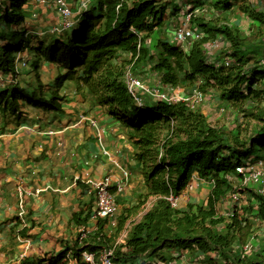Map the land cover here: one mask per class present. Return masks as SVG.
<instances>
[{
	"label": "trees",
	"instance_id": "16d2710c",
	"mask_svg": "<svg viewBox=\"0 0 264 264\" xmlns=\"http://www.w3.org/2000/svg\"><path fill=\"white\" fill-rule=\"evenodd\" d=\"M164 1L94 0L69 33L50 44H30L31 38L20 30L27 0H0V73L13 75L15 57L25 51L32 54L35 68L40 63L60 67L65 72L58 76L56 88L73 83L85 89L95 104L125 128L134 147L147 194L140 195L133 208L119 213L115 232L109 236L104 232V222H98L97 231L84 246L76 244L74 256L79 258L83 250L111 246L125 224L154 198L117 246L113 264L166 263L174 251L215 253L225 264H264L263 243L244 256L234 251L235 245L246 244L252 235L250 216L264 222V199L251 193L249 205L241 214L235 212L229 218L218 214L220 202L232 187L228 177L243 160L251 158L259 136L264 149V125L254 129L249 143L240 142L237 126L231 132L230 144L223 129L212 126L203 113L191 112L184 104L156 102L138 107L124 81L128 68L137 75L146 65L150 68L147 72L155 73L161 85L183 89L196 86L218 105L246 118L264 101V0H208L215 14L238 12L248 17L247 37L242 36L237 24L217 17L209 21L196 17L191 20V28H198L203 38L189 49L159 39L152 49L148 41L166 26ZM215 40L225 42L221 50L224 57L214 55L209 59L204 46ZM225 57L231 59L228 67L224 66ZM22 100L27 105L42 101L11 88L0 92V113L17 116ZM60 102L62 98L54 91L43 103L60 111ZM255 115L263 121L261 110ZM193 174L205 182L212 181L204 206L187 203L184 208H171L166 198L180 196ZM80 225L83 221H78Z\"/></svg>",
	"mask_w": 264,
	"mask_h": 264
},
{
	"label": "crops",
	"instance_id": "0c3cea01",
	"mask_svg": "<svg viewBox=\"0 0 264 264\" xmlns=\"http://www.w3.org/2000/svg\"><path fill=\"white\" fill-rule=\"evenodd\" d=\"M67 1L77 24L81 18L78 0ZM194 1L195 9L208 3V0ZM166 11H172L169 1ZM23 13L20 29L33 36L30 41L45 38V43L50 44L62 35L50 33L60 24V18L49 0L44 4L40 0H27ZM165 17L167 27L171 19H167V14ZM232 24L237 21L233 19ZM37 32L45 33L44 38ZM25 52L26 61L21 59L24 52L15 57L13 75L0 73V92L18 88L24 96L42 101L27 105L22 100L17 116L0 113V264H82L73 254L78 221L89 228L97 226L96 221L89 219L95 202L85 181L109 176L112 192L117 183H122L123 192L117 196L119 212L124 211L133 208L140 195L147 194L141 166L134 158V147L125 128L105 108L95 104L85 89L63 83L57 89L62 98L61 110L49 109V104L43 102L53 92V81L65 71L42 63L35 68L32 54ZM144 100L147 105L155 103L148 97ZM207 110H211L210 104ZM82 116L96 121L100 127L102 146L89 122H79ZM205 116L209 120V114ZM122 171L129 174L124 181ZM193 185L191 192L180 195L179 208L187 203H205L212 185L203 180H196ZM17 186L31 192L41 190L38 195L25 198L23 223L17 218ZM149 201L153 203L154 198ZM68 251H72L71 256L65 258ZM208 261L203 260L202 264H209ZM214 264L225 263L214 261Z\"/></svg>",
	"mask_w": 264,
	"mask_h": 264
},
{
	"label": "built area",
	"instance_id": "2783aa9c",
	"mask_svg": "<svg viewBox=\"0 0 264 264\" xmlns=\"http://www.w3.org/2000/svg\"><path fill=\"white\" fill-rule=\"evenodd\" d=\"M49 1L53 4L58 17L60 18V24L52 28L50 33L59 35L71 30L75 26L76 22L75 20H73L74 14L68 1ZM93 2L94 0H78L77 11L79 12V14L82 15V13L88 11L91 8ZM40 3L44 4L45 0H40ZM201 6L204 5L201 4ZM201 6H199V9L192 8L195 10H188V8L184 10V19L179 21L180 25L179 23L178 26L176 24L174 25V37L169 41L171 44L181 46L184 50H186L190 48L191 44L194 41H199L203 38V33L198 28H191V20L193 18H195L197 15L201 16L203 12H208L211 10L210 7L203 8ZM212 13L214 14V12ZM218 14L220 13L214 14L215 17H218ZM230 14L236 15V17L233 18L234 20L238 18L237 25H239V23L249 22L248 17L238 12L224 13V15L226 16ZM232 20L230 21L231 23ZM223 48H225V42L221 40L208 42L204 46L206 56L209 59L214 56V52L221 51ZM230 64L231 59L229 57H225L224 66L228 67L230 66ZM124 81L129 95L138 107H144L146 105L144 97H148L155 103L162 102L166 105L181 103L184 104L191 112L199 111L205 115L208 113L207 105L210 104L209 100L213 101V97H207V95L203 94L196 86L189 89H183L182 87H169L161 85L158 80L150 85L147 80L135 75L129 68L125 71ZM225 112L226 109L223 106L219 105L218 114L223 115ZM84 121L89 122L91 127L95 129L97 133V140L102 146L103 132L97 125L96 121L82 116L79 122L81 123ZM103 153L104 155H107V152L103 151ZM160 159L161 155L157 157V161L159 162ZM128 176L129 174L127 173V171H122L123 181L126 180ZM228 179L231 182L232 187L231 190L227 193L226 197L220 202L218 206V214L220 216L229 218L232 217L235 212L241 214L243 212V209L248 207L249 205L251 193H254L258 197L260 196L264 199V159L254 162H252L250 158L243 160L239 165L235 167L234 173L230 175ZM196 180L201 179H198L197 175L193 174L191 176L189 184L186 186L184 193H189L195 188L193 182ZM209 183L213 186L212 181ZM85 185L88 187L89 192L92 193L95 202V209L91 211L89 219L92 221H96L97 224L98 222H104V232L108 231L106 232V234L109 236L114 232L113 229H116L119 216V209L117 201L115 199V194L122 193L124 185L122 183H117L114 186L115 191L112 192L113 186L111 183V178L109 176H106L103 179L97 181L86 180ZM16 192L18 197L17 218L20 223H23L26 215V208L24 204L25 198L29 196H36L41 192V190L31 192L25 190L22 186H17ZM166 200L170 204L171 208H177L179 206L180 196L176 197L170 195L166 198ZM149 208L150 207L148 206V204L144 205L141 210L135 215V217L125 224L119 237L111 246H103L96 251H81L79 253V259L81 263L113 264L115 250L119 244L123 243L131 224L134 223L136 219L141 218V216ZM253 209H258L257 204L254 203ZM249 220L251 221L253 228L254 223H264L257 217L252 216L249 217ZM96 231L97 226L95 228H89L86 225L78 226L75 239L77 246L82 248L85 244V241L89 237L93 236ZM259 244L260 243L255 238V236L251 235L249 241L246 244L235 245L234 251L239 255L244 256L246 254H249V252L257 250ZM70 256L71 251H68L65 255V258H70ZM206 259H208L209 261L214 260L223 262L215 253L202 255L193 251H174L170 254V258L166 261V263L147 262V264H202V261Z\"/></svg>",
	"mask_w": 264,
	"mask_h": 264
},
{
	"label": "rangeland",
	"instance_id": "374dc122",
	"mask_svg": "<svg viewBox=\"0 0 264 264\" xmlns=\"http://www.w3.org/2000/svg\"><path fill=\"white\" fill-rule=\"evenodd\" d=\"M193 2H195V1L194 0H172L171 2H169L170 5H171V8H172V11H171V13H167V11H166V14L168 16L167 19L169 18V20L170 19L171 20L168 23L167 27L165 26L162 29V31L159 34V36H158V33H155L151 37V39L148 41V43L150 42V46H151L152 49L155 48V44H157L158 39L159 40H167L168 37L170 39H172L174 37V25L176 24L178 26L179 21L184 19V17H185L184 16L185 15L184 10L187 7H188V10H195V9H192L193 8L192 5L194 4ZM164 3L168 4V1L165 0ZM208 5H210V4L207 3V5H204V6H201V7L208 8L209 7ZM212 12H213V10L211 9L208 12H203V14L201 13L202 14L201 16L205 17V19L207 18L206 21H209V20H211L213 18L215 20V16H214L215 13L213 14ZM201 16L197 15L196 17L198 18V17H201ZM172 17H173V19H172ZM235 17H236V15H234V14H230V15L226 16V15H224V13H220V14H218L217 19L222 21V22H224V20H225L226 23L232 24L230 21L233 18H235ZM237 19L235 21H237ZM73 20H74V18H73ZM179 25H180V23H179ZM248 26H250L249 22H247V23H239V28L243 32V34H242L243 37H247ZM37 34H39V36L44 38L45 33L42 32V34H41V33L37 32ZM29 37L33 38V36H31V35H29ZM250 39L256 41V39L253 38V37H250ZM35 40H38V39L35 38ZM41 40H42L41 42H44V43L46 41L45 38L44 39L41 38ZM29 42H30V44H33V42H35L34 44H37L36 43L37 41H33L32 42V41L29 40ZM213 55H219L220 57L223 58L224 57V50L223 51L214 52ZM21 59L23 61H26L27 52H24V56ZM15 61H17V59ZM148 69L150 70V68H148V66H146V65L141 66L138 69V71H137V76H139V77L143 76L142 78L147 80V82H149V84L152 85L153 82L157 81L158 77H156L155 73H153L151 71H149V73H148L147 72ZM145 74H147V76ZM39 75H40V72H39ZM144 76H146V77H144ZM149 79H150V81H149ZM57 84H59V82L56 79V80L53 81V84L51 85V86H54V87H52V91L53 92L54 91L55 92L58 91L57 88H56ZM48 95L49 96H47V97H48V100H49L51 93L49 92ZM209 102H210V108H211V110L208 111L209 123L212 126H216L218 128L223 129L225 135L227 137H229L230 144L232 142V133L231 132L236 130L237 126L240 128V134H239L240 142L241 143L242 142L249 143L251 137L253 136L254 129L264 125V101H260L257 104V109L253 110V113H251V115L248 114L246 118L245 117L243 118L241 114H239V115L236 114V111H234L233 109L232 110H226V112L223 115H219L218 114V106H219L218 102L215 101V100H213V101L209 100ZM259 110H261V112L263 114V121H258V119H255V116H256L255 114ZM235 118L238 121H236ZM261 137L262 136L258 137V140H257L254 148L251 150V158H250V160L252 162L264 159V149L262 147H260ZM115 197H116L115 199L117 201V204H119V196H117V194H115ZM147 204H148L149 207H151V204H153V203L151 201H148ZM204 204L205 203H202L200 205L204 206ZM118 209H119V207H118ZM245 211H247V209ZM122 212L123 211H120L119 213L122 214ZM246 216L248 217L250 215L248 213H246ZM139 219H136L134 222H137ZM220 228H222V227H220ZM252 230H253L252 235L255 236V238L259 241L260 244H261V242L263 243L264 242V223L263 224L259 223V222L258 223H254V228ZM113 231L115 232V229H113ZM106 232H108V231H106ZM208 263L209 264H214V260H210V261H208Z\"/></svg>",
	"mask_w": 264,
	"mask_h": 264
},
{
	"label": "clouds",
	"instance_id": "9594fccd",
	"mask_svg": "<svg viewBox=\"0 0 264 264\" xmlns=\"http://www.w3.org/2000/svg\"><path fill=\"white\" fill-rule=\"evenodd\" d=\"M76 25V24H75ZM70 31V30H69ZM66 32H68V31H66ZM65 33V32H64ZM63 34V33H62ZM60 35V34H59Z\"/></svg>",
	"mask_w": 264,
	"mask_h": 264
}]
</instances>
